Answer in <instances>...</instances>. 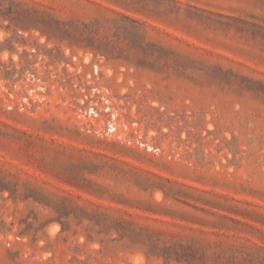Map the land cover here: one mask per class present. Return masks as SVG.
Returning a JSON list of instances; mask_svg holds the SVG:
<instances>
[{
  "label": "rangeland",
  "instance_id": "obj_1",
  "mask_svg": "<svg viewBox=\"0 0 264 264\" xmlns=\"http://www.w3.org/2000/svg\"><path fill=\"white\" fill-rule=\"evenodd\" d=\"M0 264H264V0H0Z\"/></svg>",
  "mask_w": 264,
  "mask_h": 264
}]
</instances>
